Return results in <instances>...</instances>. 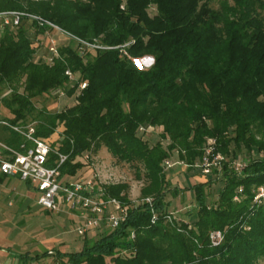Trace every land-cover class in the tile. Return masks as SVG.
<instances>
[{"label":"trees","instance_id":"16d2710c","mask_svg":"<svg viewBox=\"0 0 264 264\" xmlns=\"http://www.w3.org/2000/svg\"><path fill=\"white\" fill-rule=\"evenodd\" d=\"M215 1L0 0V11L38 14L105 47L84 48L80 55L69 40L49 63L35 59L26 29L30 22L6 28L0 36V104L10 112L6 120L28 121L36 110L33 98L65 90L74 97L73 105L57 112L42 108L31 119L43 138L53 140L62 128L52 141L68 154L62 173L75 175L89 167L91 158L86 164L75 157L94 155L104 146L116 161L132 165L138 177L143 169L140 196L153 199L156 213L152 222L147 203L132 204L127 183L104 184L108 195L129 204L125 221L94 232L91 242L89 233L82 236L80 250L44 251L33 259L52 255L55 264H264V210L251 203L252 186L264 183V0H220L217 7ZM145 57L152 58L146 68L137 62ZM67 68L86 82L83 89L69 85ZM141 127H161V140L149 144ZM208 138L213 139L212 155L220 153L225 160L220 169L212 167L209 180L190 187L195 205L185 213L196 220L185 221L165 199L167 192L174 196L178 190L169 188L164 161L176 151L187 167L199 168ZM238 157L245 163L241 171L232 165ZM219 181L217 199L207 204V188ZM213 230L224 234L218 245L211 243Z\"/></svg>","mask_w":264,"mask_h":264},{"label":"rangeland","instance_id":"374dc122","mask_svg":"<svg viewBox=\"0 0 264 264\" xmlns=\"http://www.w3.org/2000/svg\"><path fill=\"white\" fill-rule=\"evenodd\" d=\"M219 1L216 0L214 6L217 7ZM228 1L231 3V0ZM148 12L153 15L155 7L150 6ZM26 29L32 37L33 46L36 48L35 59L47 56L48 39L42 35V31L36 30L29 23ZM56 35L58 37V34ZM68 42L69 40L60 38L59 46ZM70 44L74 45V43ZM149 58L141 59L140 65L145 68L148 67L152 62ZM5 90L2 91L5 92ZM61 92L56 93L54 89H51L49 92L33 98L32 101L36 110L28 116V121H34L31 119H36L37 111L42 108L49 112H57L75 103L73 96L66 94L65 90ZM9 116V110L0 104V119H6ZM57 130L60 131L62 128L59 126ZM161 130V127H149L141 134L147 138L149 144H153L157 140H161ZM0 137L3 139L10 138L13 143H18L21 140L17 134L2 126H0ZM207 142H213V139L208 138ZM162 143H166V141L162 140ZM244 154L243 151L241 155L244 156ZM78 159L81 162V158ZM170 160L181 163L176 165V168L165 170L166 178L169 180V188L176 187L178 192L174 196L167 192L165 199L169 201L170 210L174 212L175 216L182 217L185 221L194 222L196 216L185 213L186 210L192 209L195 205L194 191L189 189L195 183L209 180L210 175L203 174L197 167H187L186 160H180L176 151L172 153ZM89 165L90 168L87 169L89 174L90 171L96 173L99 180L105 185L118 182L127 183L129 185V200L134 205L139 203L141 199L140 190L144 184L142 168L138 177L132 165L116 161L104 146L100 147L96 154L91 155ZM221 185L220 181L212 182L207 188V204H214ZM38 194L36 188L28 185L27 182L22 181L17 176H7L4 180H0V264H55L52 255L40 259H33V257L49 249L72 252L82 248L84 238L77 233L79 219L72 214L66 215L62 212L57 214L41 207L37 204ZM88 238L90 242L93 240L90 239V235Z\"/></svg>","mask_w":264,"mask_h":264},{"label":"built area","instance_id":"2783aa9c","mask_svg":"<svg viewBox=\"0 0 264 264\" xmlns=\"http://www.w3.org/2000/svg\"><path fill=\"white\" fill-rule=\"evenodd\" d=\"M23 20L33 24L36 29H43L42 35L48 39V55L43 57L46 62L51 63L54 58L58 57L60 38L73 40L78 45L80 55L84 54V48H105L78 38L38 14L20 10L0 11V36L6 28H18ZM55 34H58V37ZM140 61L137 60L139 65ZM65 76L70 86H73L74 83L78 84L79 89L86 86V82L80 81L78 74L69 68L65 70ZM10 91L11 89H6L1 96L7 95ZM61 94L63 93L61 92ZM0 126L17 134L21 139L18 143H13L11 140L8 141L6 138L0 137V175L17 176L35 187L39 193L37 203L41 207L57 214L65 208L67 212L77 217L79 219L77 227L79 236L98 232L105 228L114 229L125 221L129 204L122 202L117 197L108 195L98 175L91 171L89 174L87 171L90 165L75 175L62 173L61 168L66 163L68 154L60 152L58 147L52 144V141L59 137V130H55L56 136L52 140L36 134V121L12 123L6 119H0ZM140 131H145V129L141 127ZM212 144L213 142L208 143L205 155L198 165L201 172L206 175L212 172V167L220 169L225 160L220 153L212 155ZM79 157L77 156L75 160L80 161ZM80 158L81 162L87 164L91 154H86ZM179 164L181 163L178 161L165 160L164 168L169 169ZM244 164L241 157L232 162L236 171H241ZM242 190L243 188L240 186L238 192L240 193ZM251 196V203L264 210V183L253 185ZM239 198V194H236L233 199L238 201ZM144 202L151 209V221L155 222L156 213L152 209L153 199L144 197L139 200V203ZM166 219L170 221L171 215H167ZM134 237V232H131L129 238L133 239ZM223 237L224 234L220 230L210 232V240L213 245H218Z\"/></svg>","mask_w":264,"mask_h":264},{"label":"crops","instance_id":"0c3cea01","mask_svg":"<svg viewBox=\"0 0 264 264\" xmlns=\"http://www.w3.org/2000/svg\"><path fill=\"white\" fill-rule=\"evenodd\" d=\"M5 177H7V176H2V175H0V180L2 179V180H4L5 179ZM7 179V178H6ZM28 185H30V184H28ZM30 186H32V185H30ZM33 187V186H32ZM35 188V187H34ZM38 204V203H37ZM63 214H66V215H68V214H71V213H69V212H67L66 211V209L65 208H63V210L61 211ZM61 213V214H62ZM59 214V213H58ZM88 235H90V237H92V236H94L95 234H94V232H90ZM49 250H52V249H49ZM49 250H46V251H49Z\"/></svg>","mask_w":264,"mask_h":264},{"label":"water","instance_id":"95a60500","mask_svg":"<svg viewBox=\"0 0 264 264\" xmlns=\"http://www.w3.org/2000/svg\"><path fill=\"white\" fill-rule=\"evenodd\" d=\"M150 61H152V58L150 57V59H149Z\"/></svg>","mask_w":264,"mask_h":264}]
</instances>
